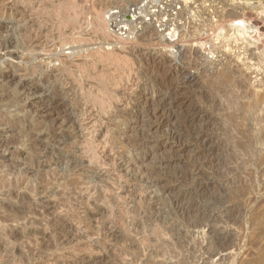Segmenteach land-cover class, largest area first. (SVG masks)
<instances>
[{
  "label": "rangeland",
  "instance_id": "374dc122",
  "mask_svg": "<svg viewBox=\"0 0 264 264\" xmlns=\"http://www.w3.org/2000/svg\"><path fill=\"white\" fill-rule=\"evenodd\" d=\"M175 1L0 0V264H264V0Z\"/></svg>",
  "mask_w": 264,
  "mask_h": 264
},
{
  "label": "bare ground",
  "instance_id": "6f19581e",
  "mask_svg": "<svg viewBox=\"0 0 264 264\" xmlns=\"http://www.w3.org/2000/svg\"><path fill=\"white\" fill-rule=\"evenodd\" d=\"M175 2H177V0H176ZM180 9H181V8H180ZM180 9H179V10H180ZM133 10H134V9H133ZM99 11H101V10H99ZM201 12H202V11H201ZM233 12H234V11H233ZM128 13H129V12H128ZM174 13H175V12H174ZM101 14H102V13H101ZM154 14H155V13H154ZM158 15H159V14H158ZM167 15H169V14H167ZM242 15H243V14H242ZM164 16H166V15L164 14ZM175 16H176V15H175ZM233 17H234V16H233ZM233 17H231V18H233ZM135 18H136V17H135ZM167 18H168V17H167ZM100 19H101V18H100ZM127 19L132 20V17H127L126 20H127ZM133 19H134V16H133ZM122 20H123V19H122ZM254 20H255V19H254ZM106 21H107V20H106ZM252 21H253V20H252ZM141 22H142V21H141ZM235 23H236V21H235ZM103 24H104V22H103ZM103 26H104V25H103ZM159 26H160V25H159ZM243 26H244V25H243ZM108 27H109V26H108ZM140 28H141V27H140ZM141 29H142V28H141ZM142 30H143V29H142ZM138 35H139V34H138ZM144 36H145V35H144ZM164 36H166V35H164ZM119 37H120V36H119ZM167 40H168V39H167ZM169 40L171 41V38H170V37H169ZM169 40H168V42H170ZM172 41H174V40H172ZM118 42L120 43L119 40H118ZM148 43H149V42H148ZM167 46H168V45H167ZM173 46H174V44H173ZM172 48H173V47H172ZM114 50H115V49H114ZM181 51H182V50H181ZM116 52H117V51H116ZM117 54H118V53H117ZM57 59H58V58H57ZM230 72H231V71H230ZM225 73H226V72H225ZM226 75H227L228 77L231 76V74H230V73L228 74V72H227ZM224 76H225V75H224ZM225 77H226V76H225ZM230 80H231V79H230ZM112 84H113V83H112ZM260 86H261V85H260ZM24 89H25V88H24ZM27 93H28V92H27ZM18 99H19V98H18ZM145 100H146V99H145ZM127 104H128V103H127ZM127 104H125V105H127ZM131 104H132V103H131ZM110 107H111V106H110ZM127 107H128V106H127ZM124 108H125V107H124ZM124 108H123V109H124ZM151 109H153V108L151 107ZM109 110H110V109H109ZM146 110H147V109H145V111H146ZM154 110H155V109H154ZM118 111H119V109H118ZM160 113H161V112H160ZM148 114H149V113H148ZM171 114H172V113H171ZM151 115L153 116V117H151V118H153V119L155 118V119H156L155 121L157 122V119H158V115H157V113L154 111L153 114H151ZM164 115H165V114H164ZM162 116H163V114H162ZM146 117H147V116H146ZM162 118H163V117H162ZM159 119H160V117H159ZM163 121H164V120H163ZM166 121H167V120H166ZM185 121H186V120H185ZM191 121H192V120H191ZM191 121H190V122H191ZM166 123H168V122H166ZM157 124H158V123H157ZM157 124H156V125H157ZM162 125H163V124H162ZM165 130H166V129H165ZM96 131H97V130H96ZM147 132H148V131H147ZM94 133H95V132H94ZM166 133H167V132H166ZM179 133H180V132H179ZM171 134H173V133H171ZM193 134H194V133H193ZM198 134H199V133H198ZM173 136H174V135H173ZM176 136H177V134H176ZM98 137H99V136H98ZM201 137H202V136H201ZM100 138H101V137H100ZM194 138H195V137H194ZM177 139H179V138H177ZM196 139H197V137H196ZM102 140H103V139H102ZM170 140H172V139H170ZM174 140H175V139H174ZM100 142H101V141H100ZM151 142H152V141H147L148 144H150ZM154 142H155V143H154V146H155V147H156V146L158 147L159 143H158L157 141H154ZM101 143H102V142H101ZM144 143H145V142H144ZM145 145H146V144H144V146H145ZM182 145H183V144H182ZM182 145H181V146H182ZM200 146H201V145H200ZM155 147H154V148H155ZM116 148H117V147H116ZM94 149H95V148H93V150H94ZM134 150H135V149H134ZM202 150H203V149H202ZM110 151H111V150H110ZM105 152H106V149H105ZM203 153H204V152H203ZM104 154H105V153H104ZM110 154H111V153H110ZM142 154H144V153H142ZM177 154H178V153H177ZM101 156H102V155H101ZM104 156H105V155H104ZM104 156H103V157H104ZM109 156H110V155H107L106 157H109ZM143 156H144V155H143ZM174 156H175V155H174ZM110 157H111V156H110ZM110 157H109V158H110ZM112 157H113V155H112ZM112 157H111V158H112ZM168 157H170V156H168ZM111 158H110V159H111ZM112 159H113V158H112ZM135 159H136V158H135ZM199 159H200V158H199ZM127 160H128V159H127ZM129 162H130V161H129ZM173 162H174V161H173ZM202 162H203V161H202ZM113 164H114V163H113ZM133 164H135V163H133ZM138 165H139V164H138ZM161 165H162V164H161ZM113 166H114V165H113ZM113 166H112V167H113ZM130 166H131V165H130ZM183 168H184V167H183ZM195 169H196V168H195ZM142 171H143V170H142ZM116 175H117V174H116ZM187 175H188V174H187ZM194 175H195V174H194ZM118 176H119V175H118ZM173 176H174V175H173ZM125 178H126V177H125ZM159 178H160V177H159ZM177 180H178V179H177ZM167 182H168V181H167ZM162 184H163V183H162ZM155 186H156V185H155ZM181 186H182V185H181ZM163 187H164V186H163ZM177 187H178V186H177ZM181 189H182V188H181ZM159 190H160V189H159ZM165 190H166V189H165ZM166 191H167V190H166ZM154 192H155V191H154ZM159 193H160V192H159ZM174 194H175V193H174ZM188 194H189V193H188ZM169 195H170V194H169ZM173 196H174V195H173ZM173 196H172V197H173ZM177 196H178V195H177ZM180 196H181V195H180ZM140 198H141V197H140ZM188 198H189V197H188ZM172 199H173V198H172ZM179 199H180V198H179ZM178 201H179V200H178ZM180 201H181V200H180ZM180 201H179V202H180ZM86 203H87V202H86ZM81 204H82V203H81ZM182 204H183V203H182V201H181V202H180L179 209H182V207H183ZM5 206H6V205H5ZM176 208H177V207H176ZM183 208H184V207H183ZM183 210H186V208H184ZM180 212H181V211H180ZM57 216H58V215H57ZM58 219H59V218H58ZM51 220H52V219H51ZM105 226H106V225H105ZM8 230H9V229H8ZM103 231H104V230H103ZM49 238H50V237H49ZM105 240H106V239H105ZM76 243H77V242H76ZM76 243H75V244H76Z\"/></svg>",
  "mask_w": 264,
  "mask_h": 264
},
{
  "label": "built area",
  "instance_id": "2783aa9c",
  "mask_svg": "<svg viewBox=\"0 0 264 264\" xmlns=\"http://www.w3.org/2000/svg\"><path fill=\"white\" fill-rule=\"evenodd\" d=\"M147 2H149V0H146ZM153 1H157V0H153ZM149 18H147L148 20ZM203 51L205 52V54L208 55V57H210L211 52H212V48L210 47V45H204L203 47ZM212 56V55H211Z\"/></svg>",
  "mask_w": 264,
  "mask_h": 264
}]
</instances>
